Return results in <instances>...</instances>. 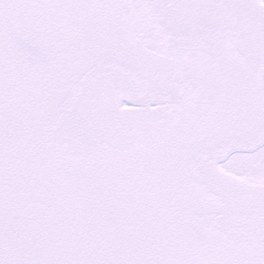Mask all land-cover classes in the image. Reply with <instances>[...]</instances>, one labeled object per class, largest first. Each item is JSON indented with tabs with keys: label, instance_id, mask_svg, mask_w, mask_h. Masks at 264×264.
Segmentation results:
<instances>
[{
	"label": "snow or ice",
	"instance_id": "obj_1",
	"mask_svg": "<svg viewBox=\"0 0 264 264\" xmlns=\"http://www.w3.org/2000/svg\"><path fill=\"white\" fill-rule=\"evenodd\" d=\"M0 264H264V0H0Z\"/></svg>",
	"mask_w": 264,
	"mask_h": 264
}]
</instances>
